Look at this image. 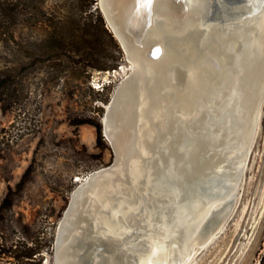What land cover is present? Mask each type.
I'll return each instance as SVG.
<instances>
[{"label": "bare ground", "instance_id": "6f19581e", "mask_svg": "<svg viewBox=\"0 0 264 264\" xmlns=\"http://www.w3.org/2000/svg\"><path fill=\"white\" fill-rule=\"evenodd\" d=\"M166 1L155 0L147 18L143 0H100L120 38L127 25L142 28V47L127 51L133 77L108 127L122 162L78 201L58 264H81L77 238L96 235L123 250L122 262L98 249L89 264L100 251L108 264H143L153 248L154 264H185L230 209L264 96V2L216 20L200 14L201 0H184L185 17L176 18ZM194 31L198 41L187 37ZM166 33L182 39L183 56ZM154 43L158 60L147 57Z\"/></svg>", "mask_w": 264, "mask_h": 264}, {"label": "rangeland", "instance_id": "374dc122", "mask_svg": "<svg viewBox=\"0 0 264 264\" xmlns=\"http://www.w3.org/2000/svg\"><path fill=\"white\" fill-rule=\"evenodd\" d=\"M75 1L47 0L45 7L54 17L70 13ZM92 3L103 16L98 1ZM103 20L115 41L101 27L91 34L80 28L66 53L70 58L44 59L41 41L49 28L41 23L32 29L18 27L20 44H0V76L8 71L19 73L33 63L26 77L20 75L22 82L17 87H24L20 104L6 110L0 104V204L10 191L13 199L0 224L1 241L7 242L6 248H0V264H24L9 248L23 239L29 245L39 241L38 247H42L29 264H54L55 233L77 187L76 179L115 159L108 139L104 137V148L97 147L96 126L103 127L107 105L132 69L104 16ZM101 48L106 50L108 62H117L116 69L93 67L101 61ZM249 149L222 225L185 264H260L262 259L264 264V96Z\"/></svg>", "mask_w": 264, "mask_h": 264}, {"label": "trees", "instance_id": "16d2710c", "mask_svg": "<svg viewBox=\"0 0 264 264\" xmlns=\"http://www.w3.org/2000/svg\"><path fill=\"white\" fill-rule=\"evenodd\" d=\"M92 1L90 4L89 0H76L74 5H70V13H62L58 16L54 15L53 17L50 12L48 13L45 7L47 0H0V44H20L21 40L16 37L17 28L28 27L32 29L37 26L38 23H41L43 26L49 28V32L41 41V44L45 47L42 54L44 59L56 60L70 58L66 53L69 51V48L73 43L75 31L80 30V28L84 33L91 34L93 30H98L97 27H101L102 31L111 36L105 27L101 13L98 12L97 8L94 9L91 7L93 4ZM75 9H77V11ZM76 12H79V16ZM84 13L85 15H83ZM70 32L73 34L69 35ZM111 38L114 40L112 36ZM29 43L32 44L34 42H30L29 40ZM101 49L98 52L101 61L98 65H94L93 67L99 70L116 69L118 66L117 62H108L107 58L109 56L107 55L106 50ZM28 57H31V55ZM58 65L59 64H57V66ZM32 67L33 63L29 62L19 73L8 71L5 76H0V104L4 110L13 105L20 104V98L24 91V87L21 86L18 88L17 86L21 85V77L23 75L26 77L30 72L29 69ZM26 69H28L27 74H22ZM20 75L22 76L20 77ZM18 90L20 91L17 92ZM105 102H108V100ZM96 129V145L98 148L102 149L104 148L105 137L103 135L102 124H98ZM22 185L23 179L17 184V188L21 189ZM12 204V192L10 191L0 204V224L4 221L5 215L7 211L11 209ZM2 238L3 237L0 236V248H6L5 243L7 242L3 240L4 243H2ZM49 241L52 243V237ZM38 244L39 241L32 240L31 245H29V241L23 239L11 243L9 248L12 251L11 255L18 260V262L29 264V261L37 258L42 252V247H38ZM262 261L263 259L260 264H262Z\"/></svg>", "mask_w": 264, "mask_h": 264}, {"label": "water", "instance_id": "95a60500", "mask_svg": "<svg viewBox=\"0 0 264 264\" xmlns=\"http://www.w3.org/2000/svg\"><path fill=\"white\" fill-rule=\"evenodd\" d=\"M98 1V7L100 8L105 21L107 22V25L109 26V28L111 29V32L114 34V36L116 37V39L119 41L121 47L123 48L124 52L127 55L128 58V49L131 47H142L141 46V42H139L142 39L141 36V31L142 28L137 29L134 27V25H127V28L124 27L121 29V38L119 37L118 33H116L117 31H115V29L112 27L109 19L107 18L102 6H101V2L100 0ZM155 0H152L151 4H145V13L147 15V18L150 16L151 14V8L152 5L154 3ZM158 1V0H157ZM160 1V0H159ZM166 1V0H165ZM264 2V0H262ZM250 0H201L200 2V6L198 8L199 12L201 15L205 16V17H211L214 18L216 20H224L225 17H237V16H245L247 15L251 10L252 7L250 6ZM163 3V1H162ZM184 0H167L165 3L166 9L168 10V12L171 13V16L176 18V15L178 16H184V11H185V7L183 6ZM259 7V6H258ZM257 6H255V9H258ZM247 11V13H246ZM185 17V16H184ZM179 20V18H178ZM177 21V20H176ZM143 26H145V23L143 24ZM134 30V33H133ZM138 32H136V31ZM195 32V31H194ZM192 32V33H188L187 37L189 40L191 41H198L197 36L199 37L200 34L198 32ZM136 35V39L134 40L133 36ZM164 42L165 44H169L172 49L177 52L178 55L183 56L184 51L182 50V45L184 44V42L182 41V39L179 40V38L176 36H172L169 34H165L164 36ZM162 46L159 43H154L151 44V46L149 47L148 51H147V57L151 60H158V58L161 56L162 54ZM159 49V55H154V53L156 52V50ZM240 66L245 64L243 63V61H240L238 63ZM133 72H131L129 74V76L122 81L118 87L115 89L113 96L109 102V104L107 105L106 111H105V115H104V119H103V135L105 136L106 139H108L112 145V148L115 152V159L114 161L105 167H102L100 169H97L95 171H92L91 173L87 174L84 177H78V179H76V181L78 182L77 187L75 188V190L73 191V193L71 194V198L70 201L67 205L66 210L63 213V216L58 224L56 233H55V239H54V264H58L59 263V247L61 245V241L65 235V231L68 228V222L72 221V218L74 216V210L76 208V205L78 203V201H80L81 197L83 195H85L90 188L100 179H102L103 177H106L108 175H110L111 173H113L114 171H116V169L118 168V166L120 165L121 161V157H120V144H118L116 142V140L112 137L111 135V130L108 128L109 127V123H110V119L119 103L120 100V95L121 92L123 91V89H125V87L127 85H130L131 81H132V76ZM177 76L181 78V72L178 71ZM254 76V75H253ZM255 79V77H253ZM213 172V168L210 170V173ZM234 196V195H233ZM233 198V197H232ZM231 203V202H230ZM231 206V204H230ZM79 216L77 219H75V221L79 220ZM71 219V220H70ZM87 220V218H86ZM89 220V219H88ZM73 220V222H75ZM78 239V245L79 247H82V253H81V264H89L92 260V254L95 250L101 249L102 251L105 252H110L112 253L113 257L119 262H122V257H123V250L120 248L114 249L113 251H110L109 247H106L105 244H109V242H105L102 243L100 242L101 237L97 236L91 238L92 240L90 241V239H87L86 237H79ZM103 239V238H102ZM100 251V250H99ZM101 254V259L98 261V263L96 264H108V259L110 258L108 255H103L102 252L100 251ZM207 255H204L202 257V260L204 261L206 259Z\"/></svg>", "mask_w": 264, "mask_h": 264}, {"label": "clouds", "instance_id": "9594fccd", "mask_svg": "<svg viewBox=\"0 0 264 264\" xmlns=\"http://www.w3.org/2000/svg\"><path fill=\"white\" fill-rule=\"evenodd\" d=\"M159 251H160L159 248H153L151 257H154ZM151 257L147 259L146 261H144L143 264H154V261Z\"/></svg>", "mask_w": 264, "mask_h": 264}, {"label": "snow or ice", "instance_id": "6c2138e0", "mask_svg": "<svg viewBox=\"0 0 264 264\" xmlns=\"http://www.w3.org/2000/svg\"><path fill=\"white\" fill-rule=\"evenodd\" d=\"M151 2H152V0H143V3L148 4V5H150ZM154 55H159V49L156 50V52L154 53Z\"/></svg>", "mask_w": 264, "mask_h": 264}]
</instances>
